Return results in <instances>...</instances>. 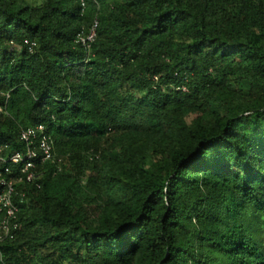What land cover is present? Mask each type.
<instances>
[{"label":"trees","instance_id":"1","mask_svg":"<svg viewBox=\"0 0 264 264\" xmlns=\"http://www.w3.org/2000/svg\"><path fill=\"white\" fill-rule=\"evenodd\" d=\"M0 104V264H264V0H0Z\"/></svg>","mask_w":264,"mask_h":264},{"label":"built area","instance_id":"2","mask_svg":"<svg viewBox=\"0 0 264 264\" xmlns=\"http://www.w3.org/2000/svg\"><path fill=\"white\" fill-rule=\"evenodd\" d=\"M81 4L84 5V2ZM96 27L97 20H94L86 34H77L76 42L88 48L95 38ZM25 43L28 45V50L32 52L36 42L25 41ZM177 74L178 72H174L175 76ZM157 79L158 76H153V80ZM179 88L183 91L186 90L184 84H181ZM3 108L0 104V111H3ZM47 130V126L43 123L22 128L19 132V139L24 143L25 150L15 151L8 157V160H3V166L0 168V235L3 237H12L13 230L19 228L17 221L18 205L14 196L18 195V200L21 202L25 194L16 190L17 182L25 180L29 183H36V186L40 187L37 180L40 178V172L43 169L39 168L38 165L44 163L56 165V171L52 170V174L61 170L59 164L62 162V158L54 152V141L51 133ZM6 161L19 165L20 175L17 177V181L5 176V174L11 173V168L8 164L6 165Z\"/></svg>","mask_w":264,"mask_h":264},{"label":"rangeland","instance_id":"3","mask_svg":"<svg viewBox=\"0 0 264 264\" xmlns=\"http://www.w3.org/2000/svg\"><path fill=\"white\" fill-rule=\"evenodd\" d=\"M27 1L34 2V1H36V0H27Z\"/></svg>","mask_w":264,"mask_h":264}]
</instances>
